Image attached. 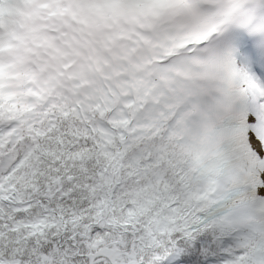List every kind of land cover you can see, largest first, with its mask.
I'll return each mask as SVG.
<instances>
[{
  "label": "snow or ice",
  "instance_id": "6c2138e0",
  "mask_svg": "<svg viewBox=\"0 0 264 264\" xmlns=\"http://www.w3.org/2000/svg\"><path fill=\"white\" fill-rule=\"evenodd\" d=\"M0 264H264V0H0Z\"/></svg>",
  "mask_w": 264,
  "mask_h": 264
}]
</instances>
